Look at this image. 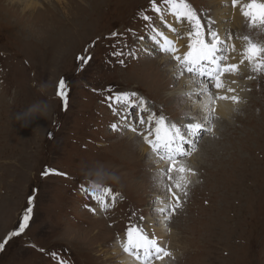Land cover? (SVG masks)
Wrapping results in <instances>:
<instances>
[{
    "label": "rangeland",
    "instance_id": "obj_1",
    "mask_svg": "<svg viewBox=\"0 0 264 264\" xmlns=\"http://www.w3.org/2000/svg\"><path fill=\"white\" fill-rule=\"evenodd\" d=\"M36 2L33 13L0 0V243L19 230L33 200L28 227L0 251V264H61L69 253L73 258L63 264H117L116 244L129 219H155L164 192L154 182L156 165L149 151L142 153L141 138L110 130L105 90L137 92L157 114L180 122L189 107L183 102L187 92L179 89L184 78L164 71L166 57L150 62L143 52L122 66L112 55L121 40L112 32L123 34L121 42L132 48L140 44L143 15L157 21L150 0ZM189 3L196 9L208 4L223 29L264 43V32L250 31L245 21L232 27L228 1ZM165 20L178 26L170 15ZM180 27L184 33L187 26ZM234 43L240 48L243 42ZM81 55L92 58L84 65L76 59ZM61 78L68 84L67 108L56 96ZM247 88L236 115L216 116L213 136L204 133L194 166L185 162L195 172L188 195L167 228L155 229L172 254L165 264H264V75ZM37 105L41 110L33 111ZM25 113L34 117L27 124L17 119ZM45 169L67 178L44 177ZM98 175L123 200L94 214L85 207L95 205L81 185L89 188ZM125 256L120 254V264Z\"/></svg>",
    "mask_w": 264,
    "mask_h": 264
},
{
    "label": "snow or ice",
    "instance_id": "obj_2",
    "mask_svg": "<svg viewBox=\"0 0 264 264\" xmlns=\"http://www.w3.org/2000/svg\"><path fill=\"white\" fill-rule=\"evenodd\" d=\"M150 6L151 11L169 31L175 33L177 29L171 22L165 20V14L173 17L175 24L187 26L185 33L177 37V39L186 37L184 50L181 51L176 40L170 39L163 30L152 23V16L143 15L142 19L149 23L145 25L146 34L136 37L140 44L128 48L126 42H121L123 34L114 31L110 36L112 38L119 36L121 40L113 45L115 48L120 44V47L112 55L117 58V63L126 66L125 61L128 58L139 60L141 52H146L149 57L163 54L174 62L173 77L184 78L187 81V97L189 100L195 97L194 103L199 109V114L189 116L180 122L172 121L163 112L157 114L153 111L148 101L137 92L113 91L110 88L105 90L108 94L104 96V102L113 110V115L119 117L117 122L111 123L110 130L121 135L130 132L134 137L141 138L142 144L147 146L149 156L156 165L154 182L164 192V197L159 199V206L155 208L157 213L155 219L144 215L139 216L137 222L129 219L124 239L120 242L122 252L129 258L128 264H165V259L171 257V252L163 245L155 229L158 226L167 228L171 217L182 206V196L188 195L187 187L190 180L186 179L185 174L195 175V172L186 165L185 158L190 157L196 150L202 134H213L218 102L230 101L234 106L241 103L238 94H228L237 93V89L231 85L237 84L235 77L242 75L241 65L256 74L248 76L249 80L264 75V43L254 41L250 35L234 36L223 29L211 15L194 8L189 0H150ZM230 8L239 11L250 31L264 32V0H230ZM146 39L150 40L151 47L144 43ZM235 40L243 42L240 48H237ZM236 56H239L238 63L229 62L236 59ZM91 58V55H81L76 59L78 63L86 65ZM67 88L66 80L61 78L56 96L65 108L68 104ZM184 94L182 90L181 95ZM39 110H41L39 105L33 109ZM33 118L28 113L17 117L23 119L25 124ZM177 174L184 181L183 185L177 182ZM42 175L67 178L66 173L52 169H45ZM98 189H102L101 195L96 194ZM81 192L86 198L90 195L91 200L95 201V206L85 205L94 214L97 211L107 212L115 208L118 201L123 200L119 192L102 186V178L99 175L95 183L90 182L89 188L81 185ZM27 203L29 207L23 214L19 230L12 231L8 238L0 243V251L4 250L11 238L19 236L28 227L33 211L31 207L33 200L29 198ZM132 217H136L135 212L132 213Z\"/></svg>",
    "mask_w": 264,
    "mask_h": 264
},
{
    "label": "bare ground",
    "instance_id": "obj_3",
    "mask_svg": "<svg viewBox=\"0 0 264 264\" xmlns=\"http://www.w3.org/2000/svg\"><path fill=\"white\" fill-rule=\"evenodd\" d=\"M56 1V3H58V4H60L63 0H55ZM225 1H230V0H208V3H216V2H225ZM10 3V4H9ZM9 6L10 7H13V8H20V6H22L23 8H22V10H28V11H30V12H35L34 11V9L35 8H37V2H36V0H9ZM229 6H230V4H229ZM34 7V8H33ZM218 8H219V6H218ZM223 10H226V8H224ZM36 13V12H35ZM219 13V12H218ZM223 14V13H222ZM233 25H232V27L233 28H236L237 26H239V25H241V23H242V21H244V19L240 16V14H239V11L238 10H235V11H233ZM224 16V15H223ZM167 17H168V15H167ZM173 18V17H172ZM174 19V18H173ZM226 19V18H225ZM231 23V22H230ZM221 26V25H220ZM173 27H175V25L173 26ZM183 27V26H182ZM222 27V26H221ZM240 27V26H239ZM176 29H177V32H175V33H173V32H166V31H164L165 32V34L170 38V39H173V40H176V43H177V46L178 47H180L181 48V51H183L184 50V48L186 47V37L183 39V40H179L178 41V39L176 38V36L178 35V34H184V33H182L181 32V30H180V26L178 25V26H176L175 27ZM161 29V28H160ZM161 30H163V29H161ZM241 30V29H240ZM150 41V40H149ZM239 42H240V40H239ZM145 43V42H144ZM146 44V43H145ZM241 44V43H240ZM237 48H239V47H237ZM141 53H143V52H141ZM231 55H235V54H231ZM167 59L164 61V62H162V63H160L161 65H163V64H167ZM229 62H231V63H238L239 62V58L238 57H236V59H233V60H230ZM245 64H247V61H245ZM159 65V64H158ZM241 69H243V72H242V75H246L247 74V69H245L244 68V66L243 65H241ZM170 70H172V66L170 67ZM165 72H166V70H164ZM235 79H237V84H234V85H231V87H233V88H236L237 89V93H230L231 95L232 94H238L239 95V97L241 98V103H239L238 105H236V106H234L230 101H224V102H219L218 103V107H217V109H216V113H215V115L216 116H219V117H224L223 119H230V118H232L234 115H236V113L240 110V108L245 104V102H244V99H245V97L248 95V92L250 91L248 88H247V86L250 84V80L248 79V80H243V78L241 79V78H238V76L237 77H235ZM172 80H175V79H172ZM179 83H181L180 84V87H179V89L182 91V90H184V92H187L188 91V88H187V81L185 80V79H182ZM180 91V92H181ZM251 91H252V85H251ZM181 94V93H180ZM194 100H195V97H193V99L192 100H188V101H186V104L189 106V108L192 110V113L193 114H196V113H199V109L197 108V106L195 105V103H194ZM234 107L236 108V109H238L237 111H234L233 109H234ZM254 107L255 106H253L252 107V110H251V112L253 111L254 112ZM260 110L262 111V108H260ZM231 115V116H230ZM229 116H230V118H229ZM130 135H133L132 133H130ZM141 150H142V153L143 154H147V151H148V148H147V146H142L141 145ZM201 153V152H200ZM199 154V153H198ZM198 154L196 155V156H194L191 160H190V163H191V165H193L194 166V162H196V159H197V156H198ZM188 167L190 166V165H188V164H186ZM190 168H191V166H190ZM185 176H186V179H188V180H190V182L191 181H193L194 179L192 178V176L191 175H189V174H185ZM176 180H177V182H179V183H181V178L179 177V174H177L176 175ZM185 200H187V198L185 199ZM100 218V217H99ZM102 219V218H101ZM104 221V220H103ZM102 222V221H101ZM105 223V222H104ZM107 224V223H106ZM120 234H121V231L119 232ZM165 235H162V236H159V237H164ZM121 239H124L123 237L121 238ZM122 240H120V237H119V240H118V242H117V244H116V246H117V249H118V252L120 253V254H122L123 256H125L126 254H124L123 252H122V249H121V247H120V242H121ZM169 247V246H168ZM169 251V250H168ZM116 254V253H115ZM169 258V257H168ZM168 258H166L165 259V263H166V261L168 260ZM124 261H125V264H128V260H129V258H127L126 256L124 257V259H123Z\"/></svg>",
    "mask_w": 264,
    "mask_h": 264
}]
</instances>
